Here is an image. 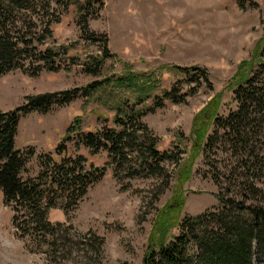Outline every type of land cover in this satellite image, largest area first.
Returning <instances> with one entry per match:
<instances>
[{"label": "rangeland", "instance_id": "374dc122", "mask_svg": "<svg viewBox=\"0 0 264 264\" xmlns=\"http://www.w3.org/2000/svg\"><path fill=\"white\" fill-rule=\"evenodd\" d=\"M86 1L23 0L26 9L5 15L8 31L29 40L32 52L23 57L24 70L0 79V111L16 110L27 97L101 82L100 92L77 97L49 113L22 116L15 146L37 153L24 178L38 176V154L51 155L58 162L62 155H84L88 164L106 166L107 171L68 215L59 204L50 208L51 222L72 227L67 245L60 241V248L51 251L29 238H18L13 213L5 207L0 190V264H143L150 242L158 236L159 222L167 219L172 226L169 241L179 234L173 226L185 217L219 205L218 188L203 153L196 157L192 152L191 131L196 115L215 101L220 102L221 116L236 109L231 82L242 63L258 62L264 44V0ZM47 49L58 53V69H42L32 76L29 73L46 62L40 54ZM97 57H104L99 75L88 74L86 68L95 67ZM193 68L197 70L190 72L195 74L191 79L184 69ZM199 70L206 72L207 79L200 78ZM127 75L140 81L152 78V90L137 109L146 112L140 121L158 139L159 149L176 155L174 162L164 164L162 176L128 179L123 172L118 180L114 168L107 166V154L91 155L83 146L76 148L75 135L66 151L57 154L76 119L85 133L122 129L111 108L124 102L133 105L141 95L138 88L116 84ZM172 89L176 102L163 99ZM178 196L183 207L173 211ZM253 264L264 260L255 253Z\"/></svg>", "mask_w": 264, "mask_h": 264}, {"label": "trees", "instance_id": "16d2710c", "mask_svg": "<svg viewBox=\"0 0 264 264\" xmlns=\"http://www.w3.org/2000/svg\"><path fill=\"white\" fill-rule=\"evenodd\" d=\"M16 9H26L23 0H0V79L13 70H24L23 57H30L32 52L29 40L12 36L8 31L5 15ZM107 52L104 45V53ZM40 56L46 62L29 74L38 76L42 69H58L55 65L58 53L47 49ZM258 56L257 66L252 61L242 63L231 82L235 110L221 116L220 102L215 101L194 118L190 136L192 152L196 157L203 153L218 188L219 205L200 215L185 217L173 226L179 229V234L169 241L172 226L167 219L159 222L158 236L150 242L143 264H253L255 253L264 260V44ZM103 64L104 57H97L96 66L86 68V72L97 76ZM196 70L184 69L191 79L195 74L190 72ZM199 71V76L207 79L206 72ZM151 80V77L143 81L130 75L120 77L116 84L132 90L138 88L141 93L135 104L124 102L111 108L115 110V123L122 129L85 133L76 119L57 154H63L68 142L75 139V147L83 146L91 155L106 153L107 166L114 168L118 180L123 172L128 179L164 175V164L174 162L176 155L159 149L158 139L140 121L146 112L137 109L152 90ZM101 85L96 81L83 89L27 97L16 110L0 111V190L5 207L13 213L12 225L18 238H29L50 251L60 248V241L65 247L72 227L66 229L63 224L51 222L50 208L59 204L68 215L107 171L106 166L88 164L84 155H62L58 162L51 155L38 154L41 168L38 176L24 178L28 163L37 153L33 148L16 149L20 118L32 112L49 113L77 97L100 92ZM175 92V89L165 92L163 99L176 102ZM176 198L178 204L173 211L183 207V199ZM80 244L85 245L84 241Z\"/></svg>", "mask_w": 264, "mask_h": 264}]
</instances>
